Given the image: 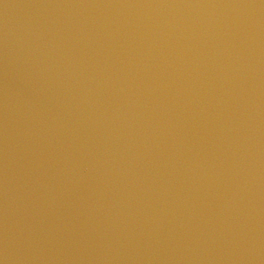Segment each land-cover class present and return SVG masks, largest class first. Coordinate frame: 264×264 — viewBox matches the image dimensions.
<instances>
[{
  "label": "water",
  "instance_id": "95a60500",
  "mask_svg": "<svg viewBox=\"0 0 264 264\" xmlns=\"http://www.w3.org/2000/svg\"><path fill=\"white\" fill-rule=\"evenodd\" d=\"M74 0H0V264H59L58 173Z\"/></svg>",
  "mask_w": 264,
  "mask_h": 264
}]
</instances>
